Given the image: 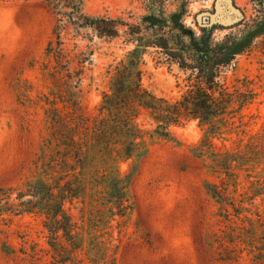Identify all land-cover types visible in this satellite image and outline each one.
<instances>
[{
    "label": "rangeland",
    "instance_id": "374dc122",
    "mask_svg": "<svg viewBox=\"0 0 264 264\" xmlns=\"http://www.w3.org/2000/svg\"><path fill=\"white\" fill-rule=\"evenodd\" d=\"M153 1L74 0L87 17L122 23L118 37L108 38L89 28L76 30L66 17L57 14L70 13L71 9L54 10L45 1L0 0V188L11 189L10 203L19 204L18 194L26 190L24 185L37 174L35 163L47 136L46 100H55L54 83L49 76L55 62L47 49L51 41L54 44L58 41L57 25L62 26L65 48L72 54L85 53L89 59L82 82L74 92L79 113L93 117L103 94L109 90L110 66L135 49L130 30L142 26V17L148 14ZM158 3L167 13L184 3V23L198 36L201 35L198 20L208 23L219 7L228 11L231 5L243 19L230 27L212 22L217 25L214 42L228 36L239 38L264 19V0H158ZM143 60L142 82L158 97L178 98L191 84L194 72L182 69L158 48L147 49ZM219 80L231 92L252 91L255 98L243 109L236 105L238 113L230 121L231 131L213 139L216 151L236 150L239 144L248 150L254 137H261L264 142V33L229 66L220 69ZM65 103L59 100V108L68 107ZM140 123L148 130L154 129L146 116L140 118ZM171 130V140L148 136L147 150L138 161L118 165L122 175L132 174L129 190L132 210L125 218L113 221L105 218L107 223L98 226L101 230L97 235L106 232L105 237L112 240L109 257L115 258L116 264H264L254 261L247 252L237 261L218 260L217 245L212 249L209 244L223 224L218 217L219 206L205 187L208 182L220 181L208 170V162L198 158L194 151L202 142L206 127L190 121ZM259 167L262 173L264 160ZM241 181L242 189L247 190L255 179ZM90 201L86 199L85 204L75 201L66 206L80 224L82 217L86 224L90 222L86 213ZM5 203V199H0V207ZM43 222V217L35 214L0 212V264H90L85 251H77L66 263H57ZM5 247L12 251L11 255Z\"/></svg>",
    "mask_w": 264,
    "mask_h": 264
},
{
    "label": "trees",
    "instance_id": "16d2710c",
    "mask_svg": "<svg viewBox=\"0 0 264 264\" xmlns=\"http://www.w3.org/2000/svg\"><path fill=\"white\" fill-rule=\"evenodd\" d=\"M36 1H45L54 10L71 9L70 13L57 14L66 17L76 30L89 28L108 38L119 35L121 22L87 17L74 0ZM157 1L142 17V26L130 30L135 49L110 66V87L93 117L79 113L74 92L82 82L89 59L85 53L72 54L65 48L62 26L57 25L58 41L56 44L51 41L47 49L55 62L49 74L55 100H46L47 136L35 163L37 174L24 185L26 190L18 194L19 204L9 202L11 189L0 188V199L6 200L0 212L43 217L57 263H66L77 251H85L90 264H116L115 258L109 257L112 240L105 237L108 233L97 234L101 230L98 226L107 223L105 218L111 221L125 218L132 210L129 196L132 174L122 175L118 165L138 161L147 150L148 136L171 140L173 127L197 121L206 127V132L194 149L195 154L208 162V170L220 181L208 182L205 187L219 206L218 217L223 224L209 247L217 245L218 260L223 262L237 261L247 252L254 261L264 263V171H258L264 160V142L261 137H254L248 150L239 144L236 150L221 152L216 151L213 141L231 131L230 121L238 113L236 105L243 109L255 98L252 91L231 92L219 80V74L221 68L229 66L264 33V19L239 38L228 36L214 42V27L198 25L201 30L198 36L186 26L184 3L167 13ZM149 48L162 50L182 69L194 72L191 84L178 98L158 97L145 88L141 67ZM59 100L67 102L68 107L60 109ZM142 116L154 129L148 130L140 123ZM242 178L255 181L244 190ZM86 199L91 200L86 212L90 222L86 224L82 217L80 224L66 206L75 201L85 204ZM4 250L12 254L8 247Z\"/></svg>",
    "mask_w": 264,
    "mask_h": 264
},
{
    "label": "water",
    "instance_id": "95a60500",
    "mask_svg": "<svg viewBox=\"0 0 264 264\" xmlns=\"http://www.w3.org/2000/svg\"><path fill=\"white\" fill-rule=\"evenodd\" d=\"M243 19V16L239 17L238 11L234 9L231 5H228V11H226L222 6L219 7L216 11L215 15H211V20L208 23H203L198 20L199 26L205 28H212L217 26L214 23L221 22L224 25L234 26L235 24L239 23ZM237 21L236 23H234Z\"/></svg>",
    "mask_w": 264,
    "mask_h": 264
}]
</instances>
